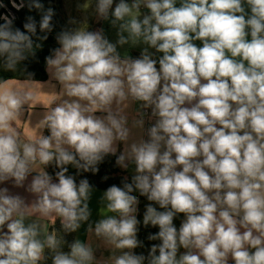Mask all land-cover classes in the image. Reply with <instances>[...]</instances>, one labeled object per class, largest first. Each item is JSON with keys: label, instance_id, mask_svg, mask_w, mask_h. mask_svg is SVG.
I'll use <instances>...</instances> for the list:
<instances>
[{"label": "clouds", "instance_id": "clouds-1", "mask_svg": "<svg viewBox=\"0 0 264 264\" xmlns=\"http://www.w3.org/2000/svg\"><path fill=\"white\" fill-rule=\"evenodd\" d=\"M93 4L117 40L86 22L58 32L42 85L23 62L53 32L54 9L28 0L40 19L27 16L24 30L0 15V68L27 75L16 86L0 80V264H264V0L83 7ZM125 45L139 56L121 54ZM34 85L58 100L25 137L16 122ZM108 156L133 175L103 192L93 221L94 186L77 176L98 173ZM134 192L151 202L143 226L159 229L147 255L134 251L144 246ZM84 225L86 239H65Z\"/></svg>", "mask_w": 264, "mask_h": 264}, {"label": "trees", "instance_id": "trees-1", "mask_svg": "<svg viewBox=\"0 0 264 264\" xmlns=\"http://www.w3.org/2000/svg\"><path fill=\"white\" fill-rule=\"evenodd\" d=\"M56 0H41V2L44 4L45 9L48 7H51L54 9L55 15L53 17V23H54V30L51 34H49V38L47 41H37V43H41L42 47L36 49V54L34 57H30L27 61H24L23 64L27 67V72H31L34 75L32 76V79L34 81H46L48 79V74L46 72V62L45 57L50 55V50L58 47L59 45L56 43L55 36L58 32L69 29L65 21L63 20L61 16V3L59 1V5L57 6L55 4ZM24 8L17 12L16 18L14 20V24L16 27H19L21 30L23 29V24L25 23V18L29 15H32L36 18L37 21L40 19V14L33 10L29 12L27 4L28 0H24ZM3 21H0L2 23ZM38 35H42L39 33L38 29ZM33 40L35 41L36 38L33 37ZM27 78L26 74H20L12 73V72H6L2 68H0V80H10V79H16V80H24ZM44 134L47 135L48 131L45 129ZM115 157L114 156H108L105 158L103 163L99 165V172L96 174H92L91 172L88 173H82L81 175L77 176V182L81 178H87L89 182L94 186V189L98 190H106L109 186L115 184L117 186L122 187V180L124 177H128L129 182L131 181V174L126 173L123 171L120 167H118L115 163ZM50 173L53 172V169L49 167L47 169ZM69 173L75 175L76 169L69 166ZM106 177V179H105ZM133 195H136L140 201L138 205V219L141 221L140 230L138 233V239L143 242V247H139L135 249L134 251L137 254L143 253L144 255L148 254V251L152 244H159L160 241H150L147 239L148 235L150 233H156L158 232V227H147L145 228L142 224L143 219V213L146 210L145 206L151 202L147 201L146 197L139 196L138 192H134ZM157 207L158 210L163 211V209H160L158 205H153ZM183 219V214H179L177 218L174 219V224L177 228H179L180 223ZM52 225L50 226V229L52 228ZM55 227L57 229L60 228L59 220L56 221ZM75 237V233L66 235L65 239L68 242H71ZM64 251H68V248L65 246ZM158 254V253H157ZM48 264H51L49 261Z\"/></svg>", "mask_w": 264, "mask_h": 264}, {"label": "crops", "instance_id": "crops-1", "mask_svg": "<svg viewBox=\"0 0 264 264\" xmlns=\"http://www.w3.org/2000/svg\"><path fill=\"white\" fill-rule=\"evenodd\" d=\"M59 1L61 3V16L65 21V23L67 24V26L69 27V29L77 27L81 23L86 22L88 24L90 31H95L99 28H103L105 31V35L110 40V42L115 43V41L117 40L116 29L112 28L110 23L107 21L98 22L96 20V17L92 11L94 4L91 7L85 9L83 5H85L87 0H59ZM127 2H131V0H127ZM85 7H87V5H85ZM142 11H146V10H142ZM72 20H75L76 23L75 24L70 23V21ZM196 43L197 45L200 44L199 41H197ZM140 50H141L140 47L129 48V46L127 45L123 47H118V51H120L121 54H124L127 51L128 54L131 55L132 57H138L140 54ZM49 79L50 78L48 76V79L46 81H37V82H39L42 85L48 82ZM20 81L23 80L10 79L8 80V85L16 86ZM51 83L55 85L53 91L55 93H59L60 86L58 85V83H56L55 81H52ZM33 87L36 93V99L32 102L31 108L25 105V111L21 117V120H18L16 122V127L24 133L25 137L35 135L36 129H34L32 126H34L42 118L43 113L46 110L44 106H50L53 103V101L58 100V97H56L54 93L49 92L48 88L43 89L40 85H34ZM136 107H138V105H134L132 110L134 111ZM147 126L148 124L146 123L145 127ZM121 149H122V145H121ZM122 170L128 174L133 175V169L131 167L127 170L124 169ZM8 186L11 187L10 185ZM11 190L13 192H19L22 195H27L26 193L23 192V189H11ZM103 192L104 190H98V189H94L93 191L92 199L90 201V208L92 209L91 219L93 221L101 218L99 215V210L102 207L100 198L103 195ZM31 199L32 197L29 196L28 200L31 201ZM101 211H103V209H101ZM33 219H35V216H33ZM53 221L54 218L51 217L43 220L45 227L49 229ZM85 228L86 225H84L78 233H75L74 238L78 236L81 240L86 239ZM181 251H183V249H181ZM100 254H101L100 251L96 252V255L98 257L100 256ZM104 255L106 256L108 255V253L104 252Z\"/></svg>", "mask_w": 264, "mask_h": 264}, {"label": "built area", "instance_id": "built-area-1", "mask_svg": "<svg viewBox=\"0 0 264 264\" xmlns=\"http://www.w3.org/2000/svg\"><path fill=\"white\" fill-rule=\"evenodd\" d=\"M21 4H23L24 7L25 4L23 3V0H0V15H7L9 17L16 18L17 12L23 7H21L20 10H17V7L14 5L18 6Z\"/></svg>", "mask_w": 264, "mask_h": 264}, {"label": "rangeland", "instance_id": "rangeland-1", "mask_svg": "<svg viewBox=\"0 0 264 264\" xmlns=\"http://www.w3.org/2000/svg\"><path fill=\"white\" fill-rule=\"evenodd\" d=\"M23 3H24V0H23ZM24 4H25V3H24ZM55 4L58 6V5H59V0H56V1H55ZM23 8H24V7H23ZM23 8H22V9H23ZM22 9H21V10H22ZM21 10H20V11H21ZM20 11H18V12H20ZM16 12H17V11H16Z\"/></svg>", "mask_w": 264, "mask_h": 264}]
</instances>
